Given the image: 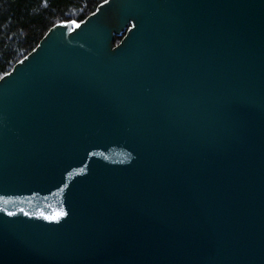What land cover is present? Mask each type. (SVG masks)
Listing matches in <instances>:
<instances>
[{
    "label": "water",
    "instance_id": "obj_1",
    "mask_svg": "<svg viewBox=\"0 0 264 264\" xmlns=\"http://www.w3.org/2000/svg\"><path fill=\"white\" fill-rule=\"evenodd\" d=\"M0 264H264V0L52 27L0 79Z\"/></svg>",
    "mask_w": 264,
    "mask_h": 264
},
{
    "label": "trees",
    "instance_id": "obj_2",
    "mask_svg": "<svg viewBox=\"0 0 264 264\" xmlns=\"http://www.w3.org/2000/svg\"><path fill=\"white\" fill-rule=\"evenodd\" d=\"M106 0H0V79L55 25L82 22ZM122 38H116L118 44Z\"/></svg>",
    "mask_w": 264,
    "mask_h": 264
},
{
    "label": "snow or ice",
    "instance_id": "obj_3",
    "mask_svg": "<svg viewBox=\"0 0 264 264\" xmlns=\"http://www.w3.org/2000/svg\"><path fill=\"white\" fill-rule=\"evenodd\" d=\"M59 215V214H58ZM45 219H49L48 217H45Z\"/></svg>",
    "mask_w": 264,
    "mask_h": 264
}]
</instances>
